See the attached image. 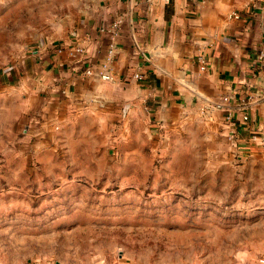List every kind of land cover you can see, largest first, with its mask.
Wrapping results in <instances>:
<instances>
[{
  "label": "rangeland",
  "instance_id": "rangeland-1",
  "mask_svg": "<svg viewBox=\"0 0 264 264\" xmlns=\"http://www.w3.org/2000/svg\"><path fill=\"white\" fill-rule=\"evenodd\" d=\"M86 3L0 0V264L258 263L264 121L238 150L207 112L155 131L120 96L79 113L61 89L43 105L4 81Z\"/></svg>",
  "mask_w": 264,
  "mask_h": 264
},
{
  "label": "crops",
  "instance_id": "crops-1",
  "mask_svg": "<svg viewBox=\"0 0 264 264\" xmlns=\"http://www.w3.org/2000/svg\"><path fill=\"white\" fill-rule=\"evenodd\" d=\"M86 1L70 29L39 44L19 67L4 74V81L17 83L29 101L43 105L58 101L61 89L79 113L98 109L96 102L105 107L120 96L124 111L147 116L155 131L199 110L210 113L213 125L227 135L224 111L206 107L229 96L235 124L231 144L247 149L246 140L261 137L264 58L258 55L264 0H174L167 5L159 0ZM116 21L115 36L101 30ZM74 47L83 53L71 56ZM200 55L206 59L205 71H199ZM102 65L111 82L84 74ZM34 114L43 116L40 135L53 133L56 112L50 115L45 106Z\"/></svg>",
  "mask_w": 264,
  "mask_h": 264
},
{
  "label": "built area",
  "instance_id": "built-area-1",
  "mask_svg": "<svg viewBox=\"0 0 264 264\" xmlns=\"http://www.w3.org/2000/svg\"><path fill=\"white\" fill-rule=\"evenodd\" d=\"M149 1H152V0H149ZM159 1L161 3H163L164 5H167L174 0H159ZM233 17H236V15L233 14ZM119 24H120V21H116V22L111 24L110 28H108V29L102 28L101 30L111 34L112 36H115L114 31H116ZM261 45H262V49L258 55L259 60H262L264 58V33L261 36ZM56 50L58 52L62 51V49H60V48H57ZM111 52H112V49H110L109 53H111ZM82 53H83V49L81 47H74L70 50L71 56L72 55L74 56L77 54H82ZM197 63H198L199 71H205L206 70L207 63H206V59L204 56H201V55L198 56L197 57ZM84 74L86 76L96 77V78L100 79L101 81H112V77H111V75H110V73L107 70V67L105 65H102L100 68H97L94 70L91 68H87L84 70ZM133 78L139 79L140 76L138 74H134ZM230 101H231V97L223 96L219 99H216V100L208 103V107H206V109L208 108V109H212V110L224 111L225 119H226V121H228L227 137L231 141L234 137V126H235V124L232 121L233 109L230 106ZM240 108H242V107H240ZM247 120H248V116L246 114H244L242 116V121L245 122ZM258 264H264V257L258 258Z\"/></svg>",
  "mask_w": 264,
  "mask_h": 264
}]
</instances>
